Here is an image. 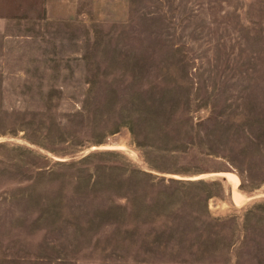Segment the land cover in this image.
Returning a JSON list of instances; mask_svg holds the SVG:
<instances>
[{"label":"rangeland","instance_id":"obj_1","mask_svg":"<svg viewBox=\"0 0 264 264\" xmlns=\"http://www.w3.org/2000/svg\"><path fill=\"white\" fill-rule=\"evenodd\" d=\"M0 264H264V0H0Z\"/></svg>","mask_w":264,"mask_h":264},{"label":"bare ground","instance_id":"obj_2","mask_svg":"<svg viewBox=\"0 0 264 264\" xmlns=\"http://www.w3.org/2000/svg\"><path fill=\"white\" fill-rule=\"evenodd\" d=\"M222 177H225L227 179H229L230 181H233L237 186L240 184V180L238 177L232 175V174H224V175H221ZM202 180V179H201ZM240 186V185H239ZM238 186V187H239ZM241 198L239 195H238V199ZM241 202V201H240Z\"/></svg>","mask_w":264,"mask_h":264}]
</instances>
